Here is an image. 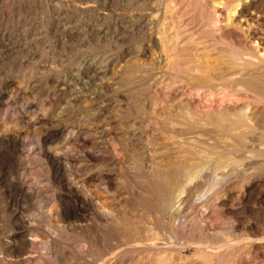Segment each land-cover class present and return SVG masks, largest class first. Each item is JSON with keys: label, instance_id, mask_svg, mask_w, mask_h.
<instances>
[{"label": "bare ground", "instance_id": "bare-ground-1", "mask_svg": "<svg viewBox=\"0 0 264 264\" xmlns=\"http://www.w3.org/2000/svg\"><path fill=\"white\" fill-rule=\"evenodd\" d=\"M224 1L223 8L203 2L213 16L205 29L194 25L190 5L183 0H147L143 6L133 2L126 7L110 4L106 0L65 3L69 14L96 21L110 19L109 28L117 34H125L128 30L132 34L133 31L143 33L148 50L164 43L161 53H158L160 55L155 54L158 56L157 69L154 64L153 68L146 69L145 74L153 77L152 87L162 89L166 86L165 89L177 93L173 95L170 108L166 110L164 107L165 111L163 107L162 111H156L151 103H147V107L145 105L143 112L137 110L140 114L137 112L138 118L132 121L135 122V128L131 125L135 130L132 140L139 144L141 154L135 155L138 160L132 162L136 165L130 167L142 168L144 177L131 182L132 185L120 176L114 177L116 188L125 193L130 192L131 186L135 190L122 201L110 194L109 188L102 182L97 185L100 191H91L85 184L77 183L73 177L77 170L74 172L75 168L71 165L73 158L63 146L42 147L50 136L44 138L40 148L36 149L17 132L7 135L5 140L12 146L13 155L4 166L6 169L2 170H6L8 191L14 201L17 202L18 197L20 209L8 216L11 223L8 236L0 235V264H142L141 252L153 249L157 251L151 255L150 264H236V249H240L241 242L237 231L240 227L250 228L256 224L254 216L264 214V188L261 187L264 175L258 174L264 160V32L254 30L258 25L252 29L249 24L255 19L254 12H264V0ZM59 6L63 8V5ZM258 22L264 25V16ZM232 26L238 27L243 36ZM209 27H218V35L232 40L239 52L225 53L213 42L216 38L213 41L209 39ZM109 28H99L97 34H103ZM24 45L27 47L28 43ZM110 59L85 55L72 67L71 81L78 87L86 90L91 85L95 86V91L86 97L88 113L93 118L98 115L99 104L109 101L104 92L110 87L112 89L117 82H109L113 70ZM216 72L222 73L221 76H216ZM78 87L73 88L72 82L59 84L57 99L61 110L79 104L82 97L85 99V93L82 96ZM168 90H164V95ZM68 92L69 98H64L63 94ZM193 92L198 97L194 101L191 99V103L198 114L191 113L186 106L187 95L191 96ZM6 99V95L0 99L1 113L8 109L7 103L3 104ZM30 103L28 101L24 105L31 109ZM215 103L222 109L209 113V108ZM151 127L155 131L148 135ZM101 134L99 143L102 144L106 140L105 130ZM56 135H51V138ZM37 155L46 161L48 180L57 182L69 192L74 208L61 206V196L55 194L50 201L55 202L58 209L52 207L45 210V194L39 184L28 178L30 170L26 167ZM29 203L36 208H27ZM133 210L139 214H133ZM247 214L250 218L244 219ZM191 249L198 254L219 252L220 257L200 263L187 255ZM40 257L42 261L38 260L39 263L37 259Z\"/></svg>", "mask_w": 264, "mask_h": 264}, {"label": "rangeland", "instance_id": "rangeland-1", "mask_svg": "<svg viewBox=\"0 0 264 264\" xmlns=\"http://www.w3.org/2000/svg\"><path fill=\"white\" fill-rule=\"evenodd\" d=\"M72 1L73 0L70 1L68 0L67 1L66 0L65 1L64 0H60V1L59 0L56 1L55 0H0V99L6 95L7 99L3 104L7 103L8 105V109H7L8 111L6 110L3 113L0 112V135H4V137H0V230H1L0 235L2 237L8 236L11 230V223L8 216L10 215L11 212L20 209L18 197H17V202L14 201L13 196L11 195L12 193L8 191V187L5 182L6 170L5 171L2 170V168L6 169V167L4 166L7 165L6 163L8 162L10 155L11 156L13 155L12 146H10V144H8L5 140V137H7V135L9 136L10 134L17 132L22 136L23 139H26V142L29 143L31 147H35L36 149L40 148L39 144L41 141L45 140L46 138H48V136H50L48 142L44 144L42 147H44L45 145L46 147L49 146L56 147V145L63 146V149L67 151L74 159V160L72 159L71 165L73 166L72 168H75L73 169L74 172L77 170L73 176L75 177L77 183L85 184L87 189L91 191L94 190L100 191L97 185H99V183L102 182L109 188L110 194L116 195L117 197H119V200L122 201L124 200V197L128 198L129 195L135 193V190L131 189L133 187L131 186L129 189L130 192L125 193L119 188H116V185L114 183L115 180L114 177L120 176V178L125 179V181H129V184L131 185L136 179L138 180L142 178V176L144 177V172L142 168L139 167L131 168L132 166L136 165V164L133 165L134 162L132 161L138 160L136 156L141 154V151L139 149V144L132 140V134L135 131L134 129H132L135 128L134 125L135 122L132 121H136V118H138L141 111L143 112L145 105L147 107L148 105L147 103H151L152 107L155 105L156 111L158 112L162 111V107L164 108L165 106H166L165 107L166 110L167 108L169 109L171 104H173V100L175 97L173 95L177 93V91H175L176 92L175 93L169 91L168 89H165L166 86H164V88L162 89H157L152 87L151 83L153 82V77H150L149 75L145 74L146 69H148V67L153 68L154 64H155L154 68L157 69V63H156L158 62L157 57L160 55L158 53H161L160 51H162L164 43L163 44L161 43V45L159 44L157 46L155 45V47H153L152 49L150 48L151 50L150 51L148 50V47H146L147 46L146 37L144 36L143 33L139 31L137 32L133 31L132 34L131 31L128 30L125 31V34L124 32L117 34L114 31V29L109 28L112 22L110 19H108L109 21L107 19L104 21H96L93 18L69 14L68 12H66L67 8H65L64 5L65 3H72ZM106 1H108L110 4L119 5L120 7H126L132 4L135 0H106ZM146 1L147 0H136L134 3L137 2L136 4H139V6H143L144 3H146ZM216 1L207 0L206 3L216 4L217 6L219 5L220 8H223L225 1L223 0L224 1L223 2L222 0H218L220 3ZM183 2L187 5H190L189 8L194 25L197 26L198 28H203V29L207 28L206 24L209 23L211 20H213V18H211L213 16L211 11H208L210 9L204 7L206 6L205 5L206 3L203 0H183ZM60 4L63 5V8L59 6ZM59 9L60 10L62 9V11H60ZM204 10L206 13L204 12ZM254 13H256L253 16L255 19L249 22L250 26L252 27V29H254L258 25L254 30H259L261 32L262 31L264 32V25L258 22V20L260 19L262 20L264 16V12L263 13L254 12ZM103 27L104 29L109 28V30L104 31L105 33L103 32V34L102 33L97 34V32ZM232 28L236 30L238 34H241L243 36L242 32H240L238 27L232 26ZM218 29H219L218 27H216L215 29H212L210 27L208 28L207 35L208 37L210 36L209 39L213 41L212 39L216 38L215 41L213 42L215 44L217 43L216 45L218 47H222L225 53L237 54L239 51L235 46L234 42L226 37L221 38L220 35H218V32L220 30ZM63 30L66 31L63 32ZM211 32H214L215 34ZM113 35L114 38L112 37ZM35 40L37 41L35 42ZM26 43H28L27 47H25L26 45H24ZM17 45H22V46L17 47ZM230 45L231 46L233 45L232 46L233 48ZM232 49L235 51H233ZM155 54H157L158 56ZM85 55H87L90 58L93 57L95 58L96 56L100 58L110 59L112 57L110 59L112 61V68H113V70H111L110 73L112 78H110V75L108 78H110L109 82L111 83L112 81V84L114 83V80H117V82H115L116 84L114 83L113 85L114 88L112 87L111 89L110 87L107 89V91L104 92V94L108 96L109 101H107L106 103L99 104L98 115L95 116V118H93L91 114L88 113L89 110L87 104L89 102L86 98L88 94L90 95L95 91V86L89 85L90 87H88V89L86 88V90H83L80 87H78L77 84H75L73 81H71L73 65L79 63V60L83 58V56ZM150 57L151 59L153 58L152 62L151 59H149ZM143 68L145 70H141ZM114 72L115 75L117 74L116 77H114L115 76ZM118 72H120V74ZM221 74L222 73L219 72L215 73L216 76L218 75L221 76ZM116 78H119L120 80ZM118 80L120 82H118ZM65 82L66 84L67 83L69 84V82L71 84L72 82V87L73 88L78 87L79 88L78 91L82 92V96L85 93L84 95L85 99L82 97V99L79 102V104L82 103L84 108L82 105L77 104L74 105L75 107L72 106L70 108L72 110L70 109H68L69 111L61 110V106L58 105V99H57V97L60 95V91L58 87L59 84ZM133 84L135 86H133ZM148 84L150 85L148 86ZM147 89H149V91ZM164 90H168L169 92L165 91L166 94L164 95ZM154 92L159 98L156 99V95H154ZM149 94L151 95L149 96ZM196 95L197 94L193 92L191 96L189 94L187 95L186 98L187 99L186 106L189 109V111L193 114L194 113L198 114L195 112L194 106L191 103L194 101V99H197L196 97H198V95L197 96ZM69 96H70V92H68V94L66 95L63 94L64 98L68 99ZM139 99L141 100L140 102L137 101ZM158 99L159 101H157ZM189 100L191 101L189 102ZM28 101L29 103L31 102L30 103L32 105L31 109L27 108L24 105L28 103ZM142 101L144 102L143 105H141ZM54 103L56 104V106ZM119 103L121 104L119 105ZM155 103L159 106L156 107L157 105ZM215 104L216 105H214L212 108H209L208 110L209 113H214V112L216 113L217 111L219 112L222 109V107L219 108L220 107L219 104L217 103ZM86 105L87 107H85ZM113 105L116 107H114ZM160 105L162 106L160 107ZM242 106L243 105H240L239 107ZM1 108L2 107H0V110ZM165 108L163 109V111H165ZM56 109L57 110L59 109L62 112L59 113V110L58 112H56ZM116 109L117 112H115ZM56 113L57 114L59 113L60 115L58 114L59 115L58 116ZM110 113L112 114V116L113 115L114 116L112 117ZM109 114L111 117L109 116ZM84 121L86 122L85 124ZM97 121L100 122L98 123ZM128 125H130V127ZM72 128H74L73 131H71ZM104 130L106 133L105 134L106 140H104L101 144L99 143V138L102 136L101 133ZM150 130H148L150 133L147 131L148 135L149 134L151 135L152 131H155V128L151 127ZM56 133L57 135L51 138V135ZM131 143L132 145H130ZM129 145L130 147L128 148ZM30 146L29 148H31ZM130 149L133 151V153ZM28 164H26V167L28 166V169L30 170V173L28 174L29 175L28 178L31 181H34L35 183L39 184L41 191H43L45 194L46 198H44L43 200L44 201L43 207L44 208L46 207L45 210L46 209L49 210L52 207L54 209H58L57 204H55V202L50 201L53 195L55 194L61 196L60 198L61 206L65 208H71V207L74 208V203L71 200V195L69 194V192L65 189H62L57 182H54L53 180H52L53 182H51L48 180L49 177L48 167L45 159L42 156L39 155L35 156ZM258 171H259L258 174H260L261 176L264 175L263 174L264 160H263V165L260 166V169ZM261 182H262L261 187L263 189L264 180H261ZM257 191L259 192V190H256V192ZM46 195L49 196L50 198L47 197ZM64 202L66 204H64ZM32 204L33 203L31 204L29 203V205H27L26 207L29 209L36 208V206ZM135 212H136L135 210L132 211L133 214ZM36 213H38V211ZM135 214H139V213L136 212ZM243 217L244 219L250 218L248 214ZM254 217L257 218L255 219L256 224L250 226L251 229L249 227L247 229L240 227L239 228L240 231L238 230L236 233L237 235L239 234L238 239L241 240V242L239 243L240 249H238L239 247H237L236 249L238 251V258L235 261L236 264H264V241H263L264 214H257V216ZM253 237L257 239L259 238L258 240L262 239V241L260 240L259 242L256 239L254 240ZM156 251L153 249L151 252L150 251L141 252L140 257L143 258V262H144L142 264H148V263L150 264L152 258L151 255L153 256V253H155ZM187 255L200 263L204 262L205 260L210 261L212 260L213 257H217V256L220 257L219 252L198 254L194 249L188 251ZM40 259L41 257L37 259V262L39 261L41 262L42 259L41 260ZM214 262L216 261H213V263Z\"/></svg>", "mask_w": 264, "mask_h": 264}]
</instances>
